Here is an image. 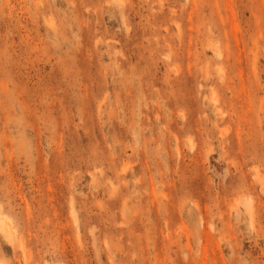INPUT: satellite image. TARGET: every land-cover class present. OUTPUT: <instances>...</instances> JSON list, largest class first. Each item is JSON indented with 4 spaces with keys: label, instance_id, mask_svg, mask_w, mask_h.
<instances>
[{
    "label": "rangeland",
    "instance_id": "374dc122",
    "mask_svg": "<svg viewBox=\"0 0 264 264\" xmlns=\"http://www.w3.org/2000/svg\"><path fill=\"white\" fill-rule=\"evenodd\" d=\"M0 220V264H264V0H0Z\"/></svg>",
    "mask_w": 264,
    "mask_h": 264
},
{
    "label": "bare ground",
    "instance_id": "6f19581e",
    "mask_svg": "<svg viewBox=\"0 0 264 264\" xmlns=\"http://www.w3.org/2000/svg\"><path fill=\"white\" fill-rule=\"evenodd\" d=\"M250 203H251V201H249V204ZM1 222L2 221L0 220V223ZM0 233L8 241H12L13 240V236H12L11 230L9 228H7L3 223L0 224Z\"/></svg>",
    "mask_w": 264,
    "mask_h": 264
}]
</instances>
